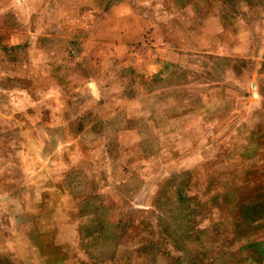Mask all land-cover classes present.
Masks as SVG:
<instances>
[{"label": "rangeland", "instance_id": "374dc122", "mask_svg": "<svg viewBox=\"0 0 264 264\" xmlns=\"http://www.w3.org/2000/svg\"><path fill=\"white\" fill-rule=\"evenodd\" d=\"M140 244L264 264V0H0V264Z\"/></svg>", "mask_w": 264, "mask_h": 264}, {"label": "crops", "instance_id": "0c3cea01", "mask_svg": "<svg viewBox=\"0 0 264 264\" xmlns=\"http://www.w3.org/2000/svg\"><path fill=\"white\" fill-rule=\"evenodd\" d=\"M66 241L71 242L72 240L66 239L65 242ZM74 246H76V245H74ZM140 246H142V245L140 244ZM125 252L131 253L134 258H138L140 256H142V257L143 256H149L148 254H150L151 255V262H150V264H154V261L155 260H153V258L156 257L152 251H147V249H145L143 246L140 248L138 245H137V247L135 246V248H133V249H127V250H125ZM148 263H149V261H148Z\"/></svg>", "mask_w": 264, "mask_h": 264}]
</instances>
